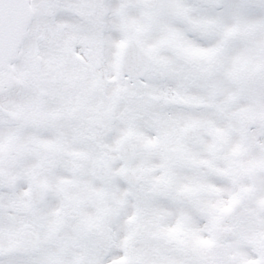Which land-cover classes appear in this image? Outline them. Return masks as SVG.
Returning a JSON list of instances; mask_svg holds the SVG:
<instances>
[{"label":"snow or ice","instance_id":"snow-or-ice-1","mask_svg":"<svg viewBox=\"0 0 264 264\" xmlns=\"http://www.w3.org/2000/svg\"><path fill=\"white\" fill-rule=\"evenodd\" d=\"M0 264H264V0H0Z\"/></svg>","mask_w":264,"mask_h":264}]
</instances>
